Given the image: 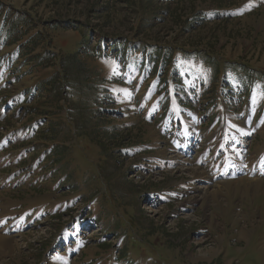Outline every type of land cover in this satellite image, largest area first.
<instances>
[{"label": "rangeland", "instance_id": "1", "mask_svg": "<svg viewBox=\"0 0 264 264\" xmlns=\"http://www.w3.org/2000/svg\"><path fill=\"white\" fill-rule=\"evenodd\" d=\"M0 8L24 47L0 48V264H264V0ZM100 44V60L85 54ZM155 44L183 50L153 59ZM72 61L91 88L48 103L41 84L72 85ZM41 116L66 146L61 169L45 124L28 127ZM74 116L90 138L116 134L98 137L105 154Z\"/></svg>", "mask_w": 264, "mask_h": 264}, {"label": "trees", "instance_id": "2", "mask_svg": "<svg viewBox=\"0 0 264 264\" xmlns=\"http://www.w3.org/2000/svg\"><path fill=\"white\" fill-rule=\"evenodd\" d=\"M198 19H202V18H198ZM19 23H20V20L17 19V16L10 17L8 14L3 13L2 12V8H0V48L3 47V46H7L8 45V46H14V49L13 50L18 51L19 53H20V51H22V49L24 48V47L23 48L21 47L23 45V44H21V41H22L21 38H22L23 34L21 33V27L18 28L19 27ZM20 26H22V25H20ZM29 39H28V41H25L24 43H25V47H28L27 48V51L32 52V51H34L35 46L31 43V39L30 40ZM128 41L129 40H125V42H123V43H116L115 42V47H120L118 49V52L117 53H121V55L123 56L124 53H126L129 50ZM146 44H149V42H147ZM155 45H156V47H155L156 50H154L155 52L154 51L152 52V57L154 55H156V56H154L153 59H156V57L160 58V55L161 56L162 55H166L165 59H169L171 57V55H173L175 52L182 53V50H183L179 45H172V44H165V45L162 44L163 46L161 44L160 45L159 44H155ZM96 47H97V49L92 50L93 51V54L88 53L87 50L85 51V54L88 57H92L93 59H99L100 60L101 59L100 57H102L101 55H103L102 54L103 53L102 45L100 44V46H96ZM145 47H147V46H142L141 48H138V47L137 48H134L133 49V54H135L137 57H140L141 60L142 59L144 60L145 58L144 57L142 58L141 54H144ZM117 55H119V54H117ZM74 56H75L74 54L71 55V58H73ZM122 56H120L122 58V60H120V61L123 62V63H125L126 60H127L126 59V55L124 57H122ZM206 56L208 57L209 55H206ZM44 59L45 58L42 57V56L40 58H38V60H36L37 61V64H39V65L46 64L45 61H44ZM72 62L73 63H70L69 64L70 65V69H73V71H75L76 68H77V66H76L77 63H75V61H72ZM24 64H25V62H24ZM61 67H63L62 64H61ZM156 67H158L157 61H153V63H152L153 71L156 69ZM76 71L77 72L75 74L74 80H72L70 78L67 79V74H66L65 78H63V79H65V82H67V83L69 82L72 85H70V84H63V83L57 81V85H56L57 87H55L54 86L55 82L53 80L54 78L51 79V80H49V81L43 82L41 84V86H42L41 88L44 91H46L47 88H49V90L52 89L50 91L51 94L49 95V98L51 100H49L48 103H50V102H53V103L60 102V104H61V101L60 100L62 99V97L60 96V93L62 91H64V95L65 96H68L69 98L71 96L74 97L75 96V93H72V89H70L69 92L67 91L68 90V87H70V86H71V88H72V86H74V88H77L76 91H78V92L81 93L80 96H83L84 95L83 93H84L85 86H88L89 88H91L89 86L91 84L89 82H87V76L88 75L80 72L79 70H76ZM169 71L172 72V70H169ZM157 74H158V72H157ZM61 75H63V74H61ZM172 76H173V74H172ZM173 85H176V82L175 81H174V84ZM173 85H171V86H173ZM166 86H167V78H165V87ZM37 87H39V86H36L34 89H37ZM79 89H81V91ZM166 89H167V87H166ZM33 91H34L33 89H32V91H29V92L28 91H25V90H22L21 92L14 94V96L15 97H20L23 92H26L27 96H25L24 99H28L29 98V95ZM76 94H79V93H76ZM101 96H103V94ZM175 97H176V95H175ZM102 99H103L102 97L101 98L100 97H97L94 100V102H97L98 101L99 104H102V102L105 103ZM12 100L15 101L16 104H19L17 102L19 100H14V99H12ZM71 101H73V100H71ZM77 101H78V98L74 102H77ZM98 111H100V110H98ZM109 112H111V111H109ZM28 113H30V112H28ZM74 113L77 114L76 112H74ZM74 117L75 118H73L74 120L72 122V125L74 124L75 127H76L75 122L76 123H77V121L80 122V124L78 123V126L75 128L76 129L75 132H78L75 135L76 136L78 135L77 137H80V135H84L86 137L91 136L90 134H88V132L85 133L84 132V129H81V127H83V125L85 124L83 122V120L81 118H79V119L77 118L76 119L77 116H74ZM45 119H46L45 116H41L39 119H36L35 122H31L28 127L31 128L35 124H37V125L38 124H41V125L45 124V134H49L50 133V136H48V140H50V145H49V148L47 150V154H48V156H51V160L50 161L52 162V164H54V165L57 164L58 167L61 169V168L64 167L63 165H61V158H62V155H63L62 154V149H63V147L65 149L66 146H62V145L59 146L58 144L53 145V142L56 141L57 139L59 140V138H56L55 137V131L56 130H54V128L52 127V125H50V122H47V120H45ZM30 120H32L31 117L29 118L28 121H30ZM115 135L116 134L115 133H112V132L102 131V133L100 132V135L93 134V138H90L89 137V139H90V141L92 143H95L98 146V148L100 149L101 153L105 154V152L107 150L106 149V145L100 143L101 142V139L98 138V137H103L104 140H106L108 138H109V140H112L111 137H113ZM44 159L45 158L41 159V162H43Z\"/></svg>", "mask_w": 264, "mask_h": 264}]
</instances>
